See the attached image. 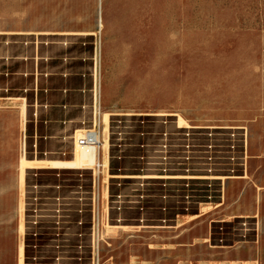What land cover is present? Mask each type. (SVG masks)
<instances>
[{"label": "rangeland", "instance_id": "rangeland-1", "mask_svg": "<svg viewBox=\"0 0 264 264\" xmlns=\"http://www.w3.org/2000/svg\"><path fill=\"white\" fill-rule=\"evenodd\" d=\"M112 1L97 35L103 48L104 124L110 118L136 120L140 134L129 138L138 148L151 141L141 135L147 119L159 125L157 118H171L176 127L181 118L184 125L203 129L197 132L208 133L206 138L210 130L218 131L223 141L228 133L218 129L231 132L229 139L241 131L243 148L240 140L237 154L227 149V156L217 161L220 169L214 171L235 178L218 180L216 186L195 185V200L187 195L186 186L177 199H150L152 211L143 224L141 206L118 210L111 204V196L125 188L113 184L109 172L126 173L133 161L123 144L113 148L110 142L109 157L108 149L98 150V160L106 157L109 164L96 172V211L80 206L71 210L65 245L72 253L62 258L57 248L49 250L50 244L30 241L28 189L34 184L33 172L54 186L58 180L52 174L67 170L24 168L14 117L0 114V264H264V0ZM22 5L23 0H0V10L1 6L8 10L9 25L19 22L11 15ZM91 10L90 6V14ZM79 22L88 27L99 24L98 19ZM47 193L48 199L57 198L55 189ZM211 206L215 209L205 216L183 222ZM225 219L228 222L223 223ZM246 221L253 230L247 234L240 230ZM222 224L229 228L227 236L222 235ZM204 238L209 241L194 245ZM83 245L86 256L78 253ZM39 247L43 254L36 256Z\"/></svg>", "mask_w": 264, "mask_h": 264}, {"label": "crops", "instance_id": "crops-1", "mask_svg": "<svg viewBox=\"0 0 264 264\" xmlns=\"http://www.w3.org/2000/svg\"><path fill=\"white\" fill-rule=\"evenodd\" d=\"M111 2L23 0L12 10L15 25H9L8 10L1 6L0 114L14 117L21 158L42 165L37 169H46V161L73 160L78 137L96 119L104 121L103 48L97 35ZM81 19L99 24L88 27Z\"/></svg>", "mask_w": 264, "mask_h": 264}, {"label": "bare ground", "instance_id": "bare-ground-1", "mask_svg": "<svg viewBox=\"0 0 264 264\" xmlns=\"http://www.w3.org/2000/svg\"><path fill=\"white\" fill-rule=\"evenodd\" d=\"M184 122L185 121L180 118L179 123H178L179 124L178 128L173 127L175 129L172 130L173 128L170 125H173V121L171 120V118H169L168 119L169 125L167 126L168 128L165 129L164 137L161 138L162 136H158V138L154 141V144L147 145L142 151H140L137 144H135L136 142L133 143L132 141H130L131 138L129 139L130 134H135L134 133V131L136 130L135 125L137 123H134L133 127H128L125 130H123L122 138L120 139V141L121 143H123L122 146L125 148V150L129 149L132 152L131 157H129V160L133 161V163L131 164L132 170L130 169L126 173H122V172L110 173L109 172L108 179L112 180L113 183L117 181H121L125 183H133L137 187L144 186L147 183V181L150 179H155L159 181L160 184L165 188L162 191L161 190L157 191L156 197H158V195L162 193L164 195V198L173 197L177 199L178 198L177 196L183 195V192H185L181 188H183V186H186L188 188L186 190L187 195L192 194L190 195L189 198L190 199L194 198V200H195V196L197 195L196 190L194 189V187H196L195 185L208 184V186H216V183L218 180L226 181V180L234 179L235 177H230V176L221 177L217 174H214V171H216V169H220L221 166L219 165L217 161L221 160L222 157L227 156V149L231 147L233 148V154L234 155L237 154L239 150V144H240V133L231 135L232 139H229V137L227 136H230V135L226 134V136H224L225 139L223 141L221 139L223 135H221L220 133H217L218 131L216 132L214 130H210V134L208 135L209 138H206L207 137L206 135L208 133L197 132V130L192 129L191 126L184 125ZM150 124H152V122L148 120L146 123V126ZM104 131L106 133V136L104 137L102 136V140H103L102 149H106L107 151L109 147V122L107 120L105 122ZM146 132H149L148 136L152 135V132H150V129H147ZM231 143L233 144V146H229L231 145ZM236 156H239V155H236ZM97 160H98V151L91 150L88 147L80 146L79 152L76 154L73 160L71 161L64 160L63 162L61 161V162H52V163L50 162V164H48V162L46 161L47 164L45 166L47 167L49 166L50 168L61 169V170H80V169L92 170L94 164L97 163ZM223 160L226 161L227 158ZM25 161H26V164L23 166L24 168H27V169L42 168V165H38L34 167L31 161L30 162L27 160ZM108 164H109L108 160L105 157L104 166L107 168ZM151 170H157V171H154V174H152ZM199 171H203L207 173L199 174L197 173ZM174 172H177V173H174ZM22 181H23V178H22ZM28 191H29V195H28L29 203H28V224L27 225H28V233L30 236L29 237L30 241L35 242V244H39V243L46 244L47 243L46 244L47 246L48 244H50V247H48L49 250L50 248L51 249L57 248L58 256H61L62 258L64 256L71 255L72 251L70 252L66 251L67 250L66 245L69 243V237H70V234H69L70 229L67 228V226L70 223L69 222L70 219L65 216L66 208L63 205L55 204L53 200H49L47 196H45L42 192L33 193L31 192L30 189H28ZM201 191L203 190L201 189ZM137 194L138 193H136V196L134 197V201L129 204H126V202H121V201L114 202V205H118V207H116L115 209H118V210L127 209L128 208L127 205H131V207L133 208L135 207L134 209H138V206L139 208L141 206L142 208L141 210H144L146 213L142 215V220H141L143 224H145L144 221H147V222L149 221L148 218L146 217L150 216L147 214V212L152 211V207L147 202L146 200L147 197L145 195H142V197H139V195ZM223 200L225 201V195H224ZM206 208L202 209L201 214L193 215L192 217H189L190 219L189 218L183 219V222H187V221L192 222L194 220H197L198 218L205 216L208 212L215 209V208L212 209V206L209 209H206ZM248 221H246L247 223L245 222L246 224L243 223L245 227L244 230H242L243 228L240 229L241 231H244V233L246 234L253 231V230H250L251 223H249ZM162 222H167V221H162ZM224 222H228V220L225 219L223 220V223ZM182 224H185V223H182ZM243 224L241 226H243ZM222 226H223L222 235L227 236L229 228L226 224H222ZM21 228L23 229V225ZM235 228L237 229V227ZM84 231H86V234H87L88 232L87 229H85ZM208 241H209L208 239L204 238V241L200 243H195L194 245L207 243ZM225 248H231V247H225ZM41 249L42 248L40 247L37 248V251L35 252L36 256H40L41 254H43V252L39 253ZM79 249L80 251L78 253L80 254V256L87 255L88 251H87L86 246L83 245ZM22 256H23V246L21 247V257ZM231 262L233 263L235 261H231ZM247 262L249 261H243L244 264H247Z\"/></svg>", "mask_w": 264, "mask_h": 264}, {"label": "built area", "instance_id": "built-area-1", "mask_svg": "<svg viewBox=\"0 0 264 264\" xmlns=\"http://www.w3.org/2000/svg\"><path fill=\"white\" fill-rule=\"evenodd\" d=\"M112 119L114 120L112 121ZM112 119L111 118L109 119V144L111 142L112 143L111 146L113 148H116V147H119L120 144H123L120 141V139L122 138L123 130H125L128 127H133L134 123H137V121L132 118H126L124 120H121V119L118 120L116 118H112ZM157 119L160 121L159 125H157L158 123H153V124L146 126V123L149 119L145 121L144 123L145 126L142 129L141 135L150 139L151 141H148L147 143H143L144 145L141 146V148L139 149H143V147L147 144H154V141L158 138V136H162L161 138L164 137L165 129H167V126L169 125L168 119L165 118V121L160 120V118H157ZM157 119H151V120L155 121ZM102 122H103V125H102ZM102 122L99 123V120L96 119L95 122L93 123V128L85 131L78 137L77 145L88 147L89 149L94 150V151L101 150L103 147V140H102L103 135L102 134L104 133V128H105L104 121ZM137 124L135 125L136 130L134 131L135 133L134 135L136 136L138 135V133L136 134V131L138 130ZM163 124L165 125L163 130L155 129V127H160ZM178 125L176 126L177 128H178ZM147 129H150V132H152L153 134L152 136H148L149 132H146ZM192 129H195V128L192 127ZM195 130L200 131L203 129H195ZM218 130L224 133L231 134V132L223 131L222 129H218ZM205 131L209 132L208 130H205ZM239 132L241 133V131ZM132 135L133 134H130V136ZM117 136H121V137L119 138ZM242 137H243V134L241 133V138H240L241 149L243 148ZM246 152H247V140L245 141V154H247ZM108 157H109V149H108ZM241 161H243L242 158H241ZM241 164L243 165V163ZM103 167H104V161L101 162L100 160H98L97 163H95L92 168V171H93L92 174L91 172L89 173V170H84V169L67 170L63 172L58 171V173L53 174V176L56 177L58 180V184L54 186H48V184L45 183L44 179H43L44 181L40 180L42 179L43 176L42 174L36 171V172H33L32 174V182L34 184H31L29 186V189L33 193L42 192L47 197H49L47 190L49 188L55 189V191L57 192V198H51L49 200H53L55 204L63 205L66 208V211L64 210L66 212L65 216L68 217L69 219H70L69 213L71 212V210H74L76 206L78 207L80 206V208H84V209H90L94 212L96 211L97 201H98L95 176H96V172H100L103 169ZM241 170H242V166H241ZM89 181L92 182V184L89 185L88 184ZM113 184L119 187H124L125 190H122L120 188L118 192H115L111 196L112 205H114V202H119V201L126 202V204H129L134 201V197L136 196V193H138L137 195H139V197H142V195H145L147 197L146 199L147 202L150 199L156 200L161 197L164 198V195L162 193L159 194L158 197H156V192L159 190L162 191L163 189H159V187H161L162 185L160 184L159 181L155 179H150L147 181V183L144 186H139V187L135 186L133 183H125L121 181H117ZM114 206L115 208L118 207V205H114Z\"/></svg>", "mask_w": 264, "mask_h": 264}]
</instances>
